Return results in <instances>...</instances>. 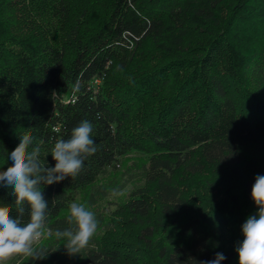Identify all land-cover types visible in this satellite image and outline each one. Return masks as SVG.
Segmentation results:
<instances>
[{"label": "trees", "instance_id": "trees-1", "mask_svg": "<svg viewBox=\"0 0 264 264\" xmlns=\"http://www.w3.org/2000/svg\"><path fill=\"white\" fill-rule=\"evenodd\" d=\"M82 120L97 152L76 178L42 185L47 226L67 227L69 205L86 202L100 227L76 256L46 238L43 264H137L142 251L234 264L233 229L258 209L251 189L264 175V0H0V171L24 133L54 167L51 148ZM121 157L131 164L105 175ZM203 173L224 188L215 206L198 202L191 179ZM128 181L140 182L107 214ZM11 191L0 186V204L15 213ZM121 213L132 241L107 234Z\"/></svg>", "mask_w": 264, "mask_h": 264}, {"label": "clouds", "instance_id": "clouds-1", "mask_svg": "<svg viewBox=\"0 0 264 264\" xmlns=\"http://www.w3.org/2000/svg\"><path fill=\"white\" fill-rule=\"evenodd\" d=\"M92 132V123L82 120L67 139L57 140L50 150L54 167L41 159L43 140L33 146L30 133L20 135L18 146L8 155L11 166L0 171V186L11 189L10 195L16 198L15 213L9 205L0 204V264H7L13 257L45 259L50 251L38 244L45 237L62 241L69 256L79 255L89 246L100 227L96 213L86 202H72L65 217L67 227L51 229L47 226L49 205L42 185L74 179L81 173L84 161L97 152ZM111 191L120 194L118 189ZM251 198L258 212L242 224L244 238L235 248L238 264H264V175L255 176ZM26 207L27 222L23 219ZM225 259L223 253H216L215 259L200 264H221Z\"/></svg>", "mask_w": 264, "mask_h": 264}, {"label": "rangeland", "instance_id": "rangeland-1", "mask_svg": "<svg viewBox=\"0 0 264 264\" xmlns=\"http://www.w3.org/2000/svg\"><path fill=\"white\" fill-rule=\"evenodd\" d=\"M98 82V81H96ZM100 83V82H99ZM126 162L124 161L123 157L119 158L114 166H111L109 168H107L106 174L107 175L111 170L115 171V172H122L125 169V165L126 164H131V162ZM220 175H222L220 173ZM209 176V177H208ZM207 177L210 178L213 182H215V177L213 175H207L206 173L203 174H199L196 176H193V179H191V181L193 183L196 184H200L199 182H201L202 187L201 190L202 192L200 193V197L198 198V202H201L202 205H216V201L220 200L224 194V191L221 188L219 189H215L217 188L216 186L211 187L210 184L207 182ZM126 175L123 176V178L121 179V181L125 180ZM222 183L220 186L225 187V182L223 180H221ZM140 182V181H138ZM138 182L135 181H128L126 183V186L124 187V189H122L121 191H119V195H113L112 193H110L106 199V213L107 214H111L113 216H118L117 211H119V207L120 204L123 203L125 201V199L128 197V195L131 193L133 187L135 186V184H138ZM258 212V209L253 208V207H249L247 209V215L245 216V218L241 221L240 226H236L234 227L233 231H239L242 234V224L245 222V220L250 216V215H255ZM119 222L120 224L115 225L113 229H111L109 231V233L107 232V234L112 235L114 238H124V239H129L132 241V237L129 236H124L125 234L127 235V233L132 232L133 229L137 228L133 225H131V221L128 218V215L126 213H121V215H119ZM132 226V227H131ZM237 228V229H236ZM102 234H105V232H101ZM234 233V232H233ZM47 237L42 238L39 243H42L43 241L46 240ZM244 237H242V239H238L236 241H234L235 243L233 244V249L235 250V248L237 247V245L242 242ZM154 252V251H152ZM137 253V252H136ZM140 254V255H139ZM137 256V264H161L159 257H157V255H155V253L147 255L146 253H139ZM156 256V257H155ZM22 260V257H13L11 258L7 264H20V261ZM35 264H43L40 260H38ZM234 264H238V259Z\"/></svg>", "mask_w": 264, "mask_h": 264}]
</instances>
